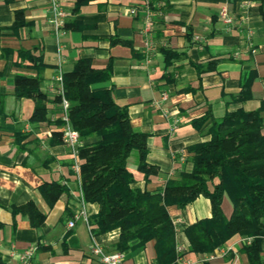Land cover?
Returning a JSON list of instances; mask_svg holds the SVG:
<instances>
[{"label": "crops", "instance_id": "obj_1", "mask_svg": "<svg viewBox=\"0 0 264 264\" xmlns=\"http://www.w3.org/2000/svg\"><path fill=\"white\" fill-rule=\"evenodd\" d=\"M146 1L148 36L143 33ZM58 2L66 16L56 31L49 0H0V264H20L18 254L29 248H34L31 264H104L92 254L91 245L113 250L118 239V229L90 233L82 218L68 225L79 210L89 218L99 208L81 204L71 148L59 124L63 110L56 76L59 68L62 73L71 70L79 58L89 59L94 68L111 65L109 79L91 88H110L114 100L126 107L130 125L147 134L146 162L155 173L146 178L137 171L133 152L127 167L135 188L157 191L166 179L191 170L188 149L209 138L211 123L195 127L193 121L208 111L220 118L237 109L258 110L264 133V0ZM224 6L234 18L231 26L219 16ZM130 8L137 12L131 14ZM16 20L20 25L15 27ZM165 50L178 57L166 62ZM17 76L39 78L44 116L33 115L36 99L15 95ZM164 91L168 97L158 106L154 101ZM44 183H57L64 190L49 201L41 190ZM223 210L230 213V207ZM169 214L182 263L249 264L243 246L251 239L239 234L211 253L189 250L185 228L211 216L208 198L201 195L185 206L172 205ZM259 255L264 264V238ZM155 256L154 241L139 245L133 240L121 264H155Z\"/></svg>", "mask_w": 264, "mask_h": 264}, {"label": "trees", "instance_id": "obj_2", "mask_svg": "<svg viewBox=\"0 0 264 264\" xmlns=\"http://www.w3.org/2000/svg\"><path fill=\"white\" fill-rule=\"evenodd\" d=\"M78 6V3H77ZM19 12H17V15ZM20 25L15 21V27ZM35 60L29 51H23ZM176 52L164 51L169 62ZM111 65L94 68L87 58H79L62 73V94L69 103L67 119L78 131L80 158L78 185L85 203L98 204L88 218L93 234L113 229L119 236L113 249L124 252L133 240L143 245L155 242V264H175L180 257L175 243V226L169 214L172 205L182 207L198 196L209 199L211 216L185 228L189 250L211 253L235 234L250 238L243 250L249 264H260V244L264 238V133L258 110L237 109L215 118L208 111L193 121L199 127L210 120L209 138L188 149L192 168L178 178L166 179L157 191L133 187L135 177L127 159L137 153V171L146 178L155 168L146 162L147 134L135 130L124 105L118 104L110 88L92 89L91 84L109 79ZM17 97L36 99V116L46 113L39 78L17 76ZM60 125L65 124L62 118ZM43 195L53 201L64 188L44 183ZM230 201L226 214L223 200ZM40 220L43 215L38 213Z\"/></svg>", "mask_w": 264, "mask_h": 264}, {"label": "built area", "instance_id": "obj_3", "mask_svg": "<svg viewBox=\"0 0 264 264\" xmlns=\"http://www.w3.org/2000/svg\"><path fill=\"white\" fill-rule=\"evenodd\" d=\"M49 1H50L51 21L54 23L56 31H58L63 26L64 17L66 16V13L61 8L58 0H49ZM142 10L144 12L143 33L146 36H148L150 33V29H151V24H150L151 14H150V6L147 1L144 3ZM129 12L131 14H135L137 10L135 8H130ZM219 16L221 20L223 21V23H225V25L227 26L233 25L234 18L232 14L229 12V10L227 9V7L224 6L220 9ZM251 37H252V31L248 29L246 32V39L248 40L250 45H251V41H250ZM195 39L199 40L200 37L195 36ZM145 45L146 47H149L151 45V41L149 39H146ZM251 52H255V48L253 46H251ZM56 80L57 82H59V94H62V71L60 70V68L58 71V75L56 76ZM167 97H168V94L167 92L164 91L161 93L160 99L155 100L154 103L158 106H161L162 104L161 102L166 100ZM61 104H62V110H63V119L65 120V124L62 125L61 127L62 139L71 148L73 168L77 174V177H79L80 158L78 156V151H77V147L80 144L79 134H78V131L75 130L73 127H71V125L68 122V119H67V108L69 106L68 101L62 97ZM175 157H176L175 154H172V158L174 159ZM79 191H80V188H79ZM80 201H81V204H84L81 191H80ZM79 218L83 219V221L86 223L87 227L89 228L90 233H92L89 223H88V218H87V215L84 209H81L78 212H76L73 216V219H71L68 222V225L73 226L74 221ZM176 249L177 251L180 252V248L178 246ZM91 252L93 255L97 256L104 264H121L122 259H123V252L115 250V249L113 250L105 249L102 245L95 243V242L91 245ZM33 253H34V248H29L28 250L22 253H19L18 258H19L20 264H31V258L33 256ZM175 264H186V263H182L180 261V257H178L176 259Z\"/></svg>", "mask_w": 264, "mask_h": 264}, {"label": "rangeland", "instance_id": "obj_4", "mask_svg": "<svg viewBox=\"0 0 264 264\" xmlns=\"http://www.w3.org/2000/svg\"><path fill=\"white\" fill-rule=\"evenodd\" d=\"M132 157H133V158L135 157L134 154L132 155ZM133 158H132V159H133ZM129 166H130V165H129ZM129 166H128V168H129ZM228 207H230V201H229L228 198L226 197V198H225V202H224V209L227 210Z\"/></svg>", "mask_w": 264, "mask_h": 264}]
</instances>
